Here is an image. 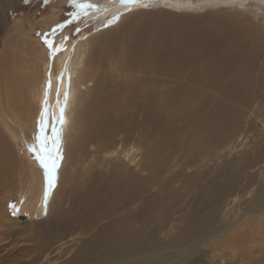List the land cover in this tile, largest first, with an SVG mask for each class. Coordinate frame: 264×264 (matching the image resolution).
<instances>
[{
	"label": "bare ground",
	"instance_id": "obj_1",
	"mask_svg": "<svg viewBox=\"0 0 264 264\" xmlns=\"http://www.w3.org/2000/svg\"><path fill=\"white\" fill-rule=\"evenodd\" d=\"M111 3L110 8L91 10L96 20L107 22L95 28L93 39L81 38L54 54L36 41L39 48L30 53L8 35L0 39V185L12 175L21 147L35 145L45 99V134L51 137L53 127L59 130L54 155L63 154L51 185L40 164L27 157L18 162L23 196L14 204L13 218L1 197L0 227L44 219L61 184L77 179L76 153L85 147V133L91 129L102 162L113 164L117 175L102 185L93 183V175L86 180L92 181L88 186L93 193L88 189L84 209L73 218L76 230L87 224L85 234L93 235L75 247V233L65 234L73 219L47 224L50 232L39 241L41 253L26 264H264V140L256 157L243 158L244 167L232 162L219 175L201 174L199 179L175 172L212 162L232 138L249 82L245 74H227L238 62L247 66L246 59L241 61L245 49L264 52V36L256 33L259 25L251 27L241 19L251 21L254 15L236 6L231 16L142 10L122 19L128 8L119 0ZM114 11L120 18L110 23ZM57 12L44 23L56 20ZM19 28L8 33L15 35ZM21 34L28 38L25 30ZM207 92L219 95L213 105ZM209 131L213 134L207 135ZM68 155L70 168L64 166ZM262 160L258 176L245 173ZM186 191H194L193 201L183 214L187 209L178 206ZM231 195L244 203L229 217L225 200ZM168 224L173 232L165 235ZM63 253L66 258L57 262Z\"/></svg>",
	"mask_w": 264,
	"mask_h": 264
},
{
	"label": "rangeland",
	"instance_id": "obj_2",
	"mask_svg": "<svg viewBox=\"0 0 264 264\" xmlns=\"http://www.w3.org/2000/svg\"><path fill=\"white\" fill-rule=\"evenodd\" d=\"M1 1H3V4L2 5L0 4L1 5L0 6V39L8 35L7 38L9 40H12L13 44L18 41L22 47L24 43L26 47L29 49L30 53L37 51V49L39 48L36 45V42H38L39 45H41L46 51L50 52L48 45L44 43L45 34H47L46 38L53 43L54 47L60 45L61 43L63 47V45L64 46L70 45L76 41H79L81 38L93 39L94 36L93 31L95 30V28L97 26L102 27L107 23V22L105 23V21H103V19L100 18L96 20L93 14L91 13V10H89V14L87 16H82L79 20H74L72 23H66V21L71 19L70 13L74 11L72 5L68 3V0H1ZM91 2L99 5L100 8L102 9L110 8V6L112 5L111 0H104V1L91 0ZM142 3L147 4L149 6L143 7L140 5H135V6L131 5L130 10L126 9L123 10V12L124 11H126L125 13H128V11L129 13L132 11L134 12L131 14L128 13L129 15L127 14L125 16H122L124 17L122 19H126L131 15L141 12L142 10L143 11L163 10L168 13L171 12L170 14L172 15L190 14L193 16H197V15L201 16L207 13H214L224 16H231L232 14L231 12H235L237 10L234 7L238 6V10L241 13H250L252 16L254 15L251 21L247 20L246 17H241L242 21L250 22L251 27L255 25H259L260 32L256 31V33L257 35L264 36L263 33L264 32V0H236L235 4H233L231 0H215L216 6L213 7L197 6L198 0H188V1L187 0H142ZM52 12H57L58 17L56 18V20L50 22L49 25H47L46 24L47 22L45 20ZM114 12H116L112 14L114 16H116L115 14L118 15L119 13L117 11ZM122 14L124 15V13ZM44 21L46 23H44ZM61 24L65 26L63 28H58L57 25H61ZM16 26H19L20 28L16 30L15 35H13V33L9 34L8 30H10L11 32L14 30ZM31 27L33 28L31 29ZM54 28L56 29V32L53 35L52 30ZM108 29L113 30L114 28L110 27ZM22 30H25L27 34L26 36H28L26 40L23 39V36L21 34ZM104 33L105 32H103L102 34ZM100 35L98 34L97 37H99ZM65 37L67 39H65ZM79 43L80 42H78V44ZM88 49L89 50L91 49L90 45ZM92 49H95L94 45ZM262 51H264V48ZM244 52L246 53L243 55V59H241V61L246 59L248 61L247 66L241 67L242 63L238 62L237 66L234 69L230 70L227 74L231 78H233V76L236 73H242V75L245 74L246 79L249 82L248 93H246L247 99L243 100L242 105L238 107V109H240L241 112L240 121L236 126V128L234 129L232 138L229 140V142H227V144L223 146V148L220 150V154L218 156H215V159H212V162L209 161V163H207L203 167L195 166L190 169L184 167L176 168L175 172L177 171L182 172L184 177L192 175V178L196 177L195 179H199V176H201L202 174L208 178H211L219 175V173H221L220 170H222L223 168H227V165L232 162H235V165L238 167H244L245 162L243 158L246 155L256 157L255 149L262 146L264 140V79H263L264 52L263 53L260 52L259 54H257L253 49H249V50L245 49ZM90 56L92 57V53L90 54ZM255 56H258V58H256ZM207 93L208 95L210 94L209 95L211 100L210 105H213L215 103V99L219 98L218 97L219 95H215L210 92ZM45 100L43 102H45ZM47 105L49 108L48 99H47ZM40 121H46L47 124L48 118L47 117L41 118ZM70 123L71 122L69 120V126ZM207 133H208L207 135L213 134L212 131L211 132L209 131ZM85 137H87V143L85 144V147H83V150L82 148L78 149V153H76V155L78 154L77 156L79 157L78 160L79 165H77L75 169L76 170L80 169L79 172L76 174V176L74 175L75 176L74 179L76 178L77 179L76 180L73 179L74 180L73 183L72 184L70 183L69 185L63 183V179H62L63 184H61V186L59 187V190L55 196V202L52 204L50 211L48 213L46 211L42 214L44 219H42L40 222L37 221L26 225L25 224L10 225V226L8 225L9 227L8 226L6 227L7 224L1 225L0 238H2V240H0L1 243L0 264H26L31 259L38 257V254L41 253V249H40L41 245L39 241L44 235H47V233L50 232V227L46 228V225L50 224L51 226L53 225V223H56L62 219H69V220L73 219L69 222L72 227H70L69 231H67V233L65 234L68 235L70 231L71 233H75L72 236L73 239L75 240L74 241L75 247H78L80 244L87 241L91 235H93L91 234L92 232H88L87 234H85L90 228V226L88 227L87 224L81 225L80 229L76 230L77 225L74 224L73 216L74 217L77 216V214L84 209V205L86 203L85 201L87 200L88 193H93V186L92 188L91 186H88L89 184H91L92 181L94 180L96 181L93 182L95 183V185L96 184L102 185L100 183L104 184L105 180H109V178L116 177L117 175H115V173L113 172V164H111L110 166L108 165L109 162H102L104 159H102L100 153L96 151L95 145H93L92 143L93 130L90 129L89 131H87L85 133ZM179 140L181 141L180 138ZM133 142H134V138L129 141V145H133L134 144ZM9 144L11 146H14L11 141H9ZM184 146H186L185 143ZM28 147L27 146L23 148L21 147V151L17 153L18 161L16 162V165L13 166L10 170L11 173L13 172L12 175L9 177L8 180H3V183L0 185V199L1 197H3L4 200L7 201L6 207L8 213L9 214L11 213V215H9L11 218H13L12 217L13 207H10V205L15 204L18 196L19 197L23 196L20 195L18 191V180H17L18 178L17 172L19 169L18 162L20 160L27 161L26 159L28 158L30 159V161H33L32 163L34 165L37 166L39 165V162L36 160L35 153L29 151ZM28 153L31 154L29 155ZM69 155L66 159V162L64 161L65 163L64 166L66 168L67 167L70 168V165L68 166V164L70 163ZM99 156H100V160L98 161L97 159ZM60 157L63 158V154H61ZM62 158H60V162L58 161V164H61ZM92 158L93 161H91ZM91 163L93 165H91ZM262 163L263 160L260 162L256 161V164H254V166L249 170H247V172L245 173H248V175H254V177L256 175L258 176L260 173L259 167ZM82 168L84 169L82 170ZM97 172L101 175L103 180L101 178L97 179L98 178L96 175L98 174ZM91 175H93V177L91 179L92 181L89 183L86 180H88V178ZM177 185H179V183ZM183 192L184 191L181 190L179 193L182 194ZM193 193L194 191L192 192L186 191L182 196V203L178 206V208L184 207L185 209H187L183 214H187L188 209L192 205ZM50 194L48 196V199H50L51 196ZM246 196H250V192ZM236 197H237L236 195H231L228 196L225 200V208L231 211L229 212V217H232L233 216L232 212L235 211L240 205L244 203V200L242 199L240 200L239 198L236 199ZM41 225L42 226L44 225L45 227H42ZM169 225L170 224H168L167 225L168 227H166L167 232H164L165 235L172 234L173 232L169 230ZM2 226L4 227L3 228L4 230L2 229ZM72 230L74 231L72 232ZM52 233L55 232L52 231ZM162 236H164L163 233L159 235V238H161ZM56 246L57 244L54 247ZM57 257H60V260L57 261L60 262V261H64L66 255H64L63 253V254H59Z\"/></svg>",
	"mask_w": 264,
	"mask_h": 264
},
{
	"label": "snow or ice",
	"instance_id": "obj_3",
	"mask_svg": "<svg viewBox=\"0 0 264 264\" xmlns=\"http://www.w3.org/2000/svg\"><path fill=\"white\" fill-rule=\"evenodd\" d=\"M233 4L236 3V0H231ZM68 3L72 5V8L74 11L70 13L71 19L66 21V23H72L74 20H79L82 16H87L89 14V10H99L100 6L97 4H94L91 2V0H68ZM119 3L124 6L125 8H128L130 10L131 5H140L143 7H147L149 5L143 4L142 0H119ZM197 6H207V7H213L216 6L215 0H198ZM242 6V5H241ZM119 16H116L113 18V21L118 20ZM65 25H57L58 28H63ZM107 26V25H106ZM78 30V29H77ZM56 29L54 28L52 30L53 35L55 34ZM47 34H45L44 43L48 45L50 54H54L57 51H60L62 49V43L60 45H57L54 47L53 43L46 38ZM65 39H67L65 37ZM62 78V74L61 77ZM47 87L51 88V80L49 79ZM47 96V92L45 94ZM67 98V94L65 95V100ZM49 111L47 100H45V108L41 112L42 117H46L47 113ZM63 111L64 108L61 106L60 112H61V122H63ZM38 131L34 137L36 144L29 146V151L35 153L36 160L39 162L40 166L45 171V176L47 178V182L49 185L52 183V173L58 166V158L54 154L58 153L59 149L57 146V141L59 140V130L56 127L52 128L53 135L51 137L47 136L46 133V121H40L38 122ZM50 142V143H49ZM10 207H14V205H10Z\"/></svg>",
	"mask_w": 264,
	"mask_h": 264
}]
</instances>
